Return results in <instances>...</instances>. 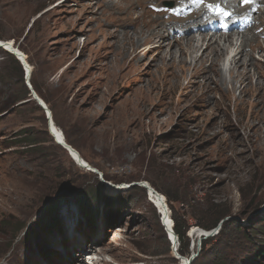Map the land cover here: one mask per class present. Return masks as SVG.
<instances>
[{
    "label": "rangeland",
    "instance_id": "1",
    "mask_svg": "<svg viewBox=\"0 0 264 264\" xmlns=\"http://www.w3.org/2000/svg\"><path fill=\"white\" fill-rule=\"evenodd\" d=\"M177 2L0 0V43L12 41L31 67L27 79L0 48V264H65V242L79 235L93 253L68 264H179L153 193L132 186L142 183L164 203L165 193L176 199L165 218L188 222V255L198 222L210 220L199 211L229 209L221 221L236 226L200 247L195 264L220 252L227 264H264V2L247 32L256 38L244 47L245 92L231 71L240 36L216 40L223 53L211 69L196 62L209 37L193 34L194 51L184 40L158 52L149 43L165 29L149 24L156 14L145 3L169 11ZM196 69L213 83L192 78ZM30 87L97 174L55 141Z\"/></svg>",
    "mask_w": 264,
    "mask_h": 264
},
{
    "label": "bare ground",
    "instance_id": "2",
    "mask_svg": "<svg viewBox=\"0 0 264 264\" xmlns=\"http://www.w3.org/2000/svg\"><path fill=\"white\" fill-rule=\"evenodd\" d=\"M133 1H135L136 3H139L141 1L147 2L148 0H126V2L129 4L132 3ZM174 1L176 2L177 0H174ZM263 2H264L263 0H251L249 4L245 5V4H242V0H235V1L233 0H203L202 3L200 2V0H178L177 6L175 5L176 9H174V11L172 10L173 13L171 12V14H169V12L175 6L169 9V11H163L159 9L155 10L156 6L153 3H145L148 7L154 8V10H152V13L156 14L153 20L151 19L149 21V24H151V26L156 25V29H157V26L165 29V30H158L157 32L153 30L149 34H147L146 37L150 39L149 43H153V40L156 39L155 47L158 49L156 50L157 52L162 50V48L164 47L172 48L174 44L177 46L176 42L179 43L181 42V40H184L185 42L184 45L188 47V49L194 51L199 47V44L198 42L197 44H194L195 39L193 37V34L198 33V35L201 36V39H200L201 44L203 43L202 40H204L205 37H209L208 43H206V47L204 51L198 57L196 62L201 63V64H208L209 68L211 69L210 65L213 64V67H214L216 65V59L219 58L223 53L221 50V47L219 46L218 42H216V40L222 39L224 42L230 43L232 40V34L233 35L236 34L237 36H240L239 38L241 39V48H240V51L234 54V56L231 59L232 65L234 67V69H232L231 71L233 74V83L238 82L243 88L242 90L245 92L247 91L246 90L247 85H248L247 80L249 79L248 73L250 71L249 65L252 63L250 62L252 59L246 60V56H245L246 51L244 47L246 44L250 45L251 41L256 38V36L254 35L248 38L247 32L251 30L255 26V24H257V19H258L257 16L259 15V13H261L258 6H261ZM240 5H242V7L238 8V6L240 7ZM217 6L219 7L217 8ZM244 6H246V8ZM225 13H230V15L226 16ZM162 18H166V21L156 22L157 20L162 19ZM230 29H234V31H227ZM216 36H219V37L217 38ZM12 44H13L12 41L0 43V45H2L5 49L15 50L16 55H18V57L21 59V61L24 64L25 73L28 79L29 77L28 74L31 71V67H29L27 63L25 62L24 55L18 52ZM168 53H169L170 59H172L173 56L170 53V50L168 51ZM237 57L239 58L237 59ZM197 72H198V69L195 70V72L193 73L191 77L201 78L202 81L204 80V84L206 87L210 86L213 83V80L209 78L207 73L199 72L198 73L199 76L196 77ZM219 79H220V83L221 81H224V79L221 76H219ZM192 83L195 84L194 81H192ZM53 127L54 126L52 125V123L48 124L49 132L53 135L54 139L58 142L59 145L66 146L69 149V152L67 150L66 151L71 157V159L75 163L87 168V170L92 171V173L97 174V171L95 169L90 170L82 160L80 161L79 157H77V155L74 153L72 148L64 143L62 136ZM142 184L144 186H148L145 183H142ZM106 185L111 187L114 190H118L122 188L121 186H114L110 184H106ZM144 189H146L148 193H153L154 203L160 208L161 215L163 214L164 224L170 227L172 223L167 218H165V203L162 197L160 196V194H157L156 191H154L149 186ZM203 235H205V233ZM191 251H192V248H191ZM181 258L182 259L180 260L179 264H185L186 260H189V255L187 256L186 259L182 256Z\"/></svg>",
    "mask_w": 264,
    "mask_h": 264
},
{
    "label": "trees",
    "instance_id": "3",
    "mask_svg": "<svg viewBox=\"0 0 264 264\" xmlns=\"http://www.w3.org/2000/svg\"><path fill=\"white\" fill-rule=\"evenodd\" d=\"M14 62L18 66L19 71H21L19 63L16 60H14ZM33 88H34L35 91H38L34 84H33ZM28 94H29V92L27 90H25V96L22 97L23 99H21V100L29 99L27 97ZM64 140H65V143L67 145H69L67 143L65 137H64ZM70 147H72V146H70ZM163 196L165 198V203L167 204L166 206H168L170 208V210L173 211V207H172L171 203L176 202V199L171 197L168 193H165ZM199 212L201 214L210 215V220L204 221V220L200 219V221L198 222V226H201V228L204 229L205 232L214 229L219 224V222L224 219V217H226L227 215H230L229 209L223 208V207L219 208L216 205H213L211 203L208 205V207L205 210H200ZM233 220L231 219V220L223 222V224L221 225L219 231H217L216 235H214L213 237L208 238L206 240H203L201 242V247H202L201 248V252H202V250H206L207 244L209 242H211V240H213L215 237L219 236L220 234H221L220 236L222 237V234L224 235L226 232H228L229 228L236 226V224L234 223ZM171 221H172L173 233L177 237L178 244H179V248L177 249V251H178L179 255H181L182 257L186 258V256L189 253V247H190L189 240L186 237L187 230H188V222L186 220L181 219V218H177L174 215L172 216ZM56 222H58V220H56ZM196 233L197 234H202L201 237L203 236V233L200 232V230L196 229ZM164 238L166 239V242L168 243L165 233H164ZM169 248H170V245L168 243L167 250H169ZM201 252L199 253L198 257L194 260V262L192 264H195L196 261L200 258ZM222 253L223 252H220V254H217L213 259L207 260L208 262L206 264H227V261L225 260V258L222 255Z\"/></svg>",
    "mask_w": 264,
    "mask_h": 264
},
{
    "label": "water",
    "instance_id": "4",
    "mask_svg": "<svg viewBox=\"0 0 264 264\" xmlns=\"http://www.w3.org/2000/svg\"><path fill=\"white\" fill-rule=\"evenodd\" d=\"M168 4H169V3H168ZM167 6L172 7V4L167 5ZM0 48H2V49H4L5 51L11 53L12 55H15L16 58H17V61L20 62V64L23 66V69L25 70L24 64H23V62L21 61V59L18 57V55H16L15 50L12 49V50H13V51H12V50H9V49H5L2 45H0ZM30 97L32 98V100H35L41 108L44 109L45 114H46V119L48 120V124L53 123V120H52V118H51V112H50L49 110H47L46 105H44L43 101H42L40 98H38V96L36 95V93L34 92V90H33L32 88H30ZM62 147H63L65 150H67V151L69 152V149H68L66 146H63V145H62ZM81 166H82V165H81ZM82 167H83V166H82ZM132 186H140V187H142V188H146V187H148V186H144L143 184H139V185H138V184H137V185L133 184ZM130 187H131V186H130ZM130 187H129V185H127L126 188H130ZM167 211H168V209H167V206H166V204H165V216H166ZM158 213L160 214V211H159V210H158ZM160 216H161L162 226L164 227V230H165V232H166V234H167V236H168V238H169L168 240H170V241L172 242L173 251H174V253L176 254L177 258H178L179 261H180L182 258H181V256L178 254V252H177L178 241H177V237H176L175 234L173 233L172 225H171V227L166 226V225L164 224V221H163V214H162V215L160 214ZM228 219H231V218H228ZM228 219H226V220H228ZM222 223H223V221H221L220 224H218L214 229H212V230H210V231H206V232H205V230H203V232L205 233V235H203L202 237L199 236L198 241H197V244H196V252L193 253V252L190 250L191 252H190V254H189V260H186V263H185V264H192V263L194 262L195 258H197L198 255H199L200 247H201V241H203V240H205V239H207V238H209V237H212L211 235H214V234L216 233V231L221 227ZM192 242H193V241H192ZM192 242H191V243H192ZM193 245H194V243H193Z\"/></svg>",
    "mask_w": 264,
    "mask_h": 264
},
{
    "label": "clouds",
    "instance_id": "5",
    "mask_svg": "<svg viewBox=\"0 0 264 264\" xmlns=\"http://www.w3.org/2000/svg\"><path fill=\"white\" fill-rule=\"evenodd\" d=\"M79 237L80 235L75 239L67 240L65 242L66 244H68L64 249L65 253H67L66 259L68 260L66 261L65 264H68L70 261H78V262L83 261L84 257L86 258L87 255L93 253L90 247H89L90 248L89 252L86 251V249H88V246H87L88 242L86 241L87 242L86 243L82 240L79 241Z\"/></svg>",
    "mask_w": 264,
    "mask_h": 264
},
{
    "label": "snow or ice",
    "instance_id": "6",
    "mask_svg": "<svg viewBox=\"0 0 264 264\" xmlns=\"http://www.w3.org/2000/svg\"><path fill=\"white\" fill-rule=\"evenodd\" d=\"M200 2L202 3L203 2V0H200ZM251 2V0H242V4H245V5H247V4H249ZM211 7V6H210ZM219 6H217V8H218ZM225 15L227 16V15H230V13H225Z\"/></svg>",
    "mask_w": 264,
    "mask_h": 264
},
{
    "label": "crops",
    "instance_id": "7",
    "mask_svg": "<svg viewBox=\"0 0 264 264\" xmlns=\"http://www.w3.org/2000/svg\"><path fill=\"white\" fill-rule=\"evenodd\" d=\"M60 134V133H59ZM61 136H62V138H63V140H64V137H63V135L62 134H60ZM56 141V140H55ZM65 141V140H64ZM57 142V141H56ZM58 143V142H57ZM65 143V142H64ZM69 146V145H68ZM72 148V147H71ZM73 150V149H72ZM74 151V150H73ZM74 153H75V151H74ZM76 154V153H75Z\"/></svg>",
    "mask_w": 264,
    "mask_h": 264
},
{
    "label": "built area",
    "instance_id": "8",
    "mask_svg": "<svg viewBox=\"0 0 264 264\" xmlns=\"http://www.w3.org/2000/svg\"><path fill=\"white\" fill-rule=\"evenodd\" d=\"M214 235H215V234H214ZM214 235H213V236H214ZM213 236H212V237H213Z\"/></svg>",
    "mask_w": 264,
    "mask_h": 264
}]
</instances>
